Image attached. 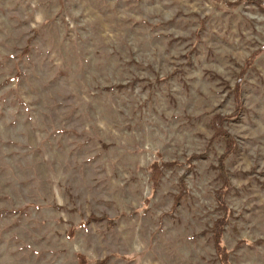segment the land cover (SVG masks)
I'll return each mask as SVG.
<instances>
[{"label":"rangeland","instance_id":"obj_1","mask_svg":"<svg viewBox=\"0 0 264 264\" xmlns=\"http://www.w3.org/2000/svg\"><path fill=\"white\" fill-rule=\"evenodd\" d=\"M78 256L264 264V0H0V264Z\"/></svg>","mask_w":264,"mask_h":264},{"label":"trees","instance_id":"obj_2","mask_svg":"<svg viewBox=\"0 0 264 264\" xmlns=\"http://www.w3.org/2000/svg\"><path fill=\"white\" fill-rule=\"evenodd\" d=\"M27 52H28L27 51V48H25L24 49V53H27ZM217 133H218L217 135L222 136L226 140V144H227L228 148L230 146H232V141H231V139H230V137H229L228 134L222 132L220 128H217ZM217 223L215 224V232L213 234V241H214V244H215V248H216L217 254L219 255V258H221V260L223 262H225V260H226V251H225L224 247L221 246V243H220V233L218 231V225H217ZM78 259H79L78 260L79 261V264H86L85 258L83 256H78ZM95 264H103V261L97 260L95 262Z\"/></svg>","mask_w":264,"mask_h":264}]
</instances>
